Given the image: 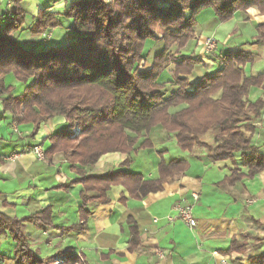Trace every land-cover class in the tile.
I'll return each instance as SVG.
<instances>
[{
	"label": "trees",
	"instance_id": "obj_1",
	"mask_svg": "<svg viewBox=\"0 0 264 264\" xmlns=\"http://www.w3.org/2000/svg\"><path fill=\"white\" fill-rule=\"evenodd\" d=\"M250 7L264 14V0H75L60 14L43 8L35 15L28 29L33 35L58 26L60 18L71 20L72 41L48 48L37 44L24 47L11 36L25 21L19 1L9 16L0 15V76L12 74L24 84L23 91L14 96L12 87L0 83L3 111L10 112L17 124L31 123V138L45 119L61 115L67 121L51 134L44 155L62 151L72 170L81 176L77 182L82 184V223L70 229L83 228L89 215L88 201L108 202L106 193L112 185H122L130 196L141 198L187 170V161L180 158H160L156 178L123 169L130 163L138 136L157 124L183 150L202 145L201 137L212 133L216 145L207 157L231 161L229 183L264 169V156L252 142L255 128L251 123L264 106V94L254 101L248 99L251 87H264V73L247 75L244 69L254 61L253 54L240 48L221 52L215 59L217 68L192 85L188 75L202 61L170 50L174 44L183 47L192 38V27L203 9L210 8L224 22ZM256 28L253 43H262L264 23ZM148 40L162 41L163 46L151 66L139 71ZM170 64L168 83L172 88L167 81H160ZM74 127L79 132L69 135ZM116 151L128 155L122 168L101 176L86 175L85 166ZM51 218L49 207L24 218H10L0 211V234L8 235L14 243L13 264H48L28 245L22 224H51ZM128 222L130 248H134L139 243L138 230L134 221ZM244 247L232 239L227 250L244 253ZM64 254V264H73L76 255ZM250 263L264 264V251L250 257Z\"/></svg>",
	"mask_w": 264,
	"mask_h": 264
},
{
	"label": "crops",
	"instance_id": "obj_2",
	"mask_svg": "<svg viewBox=\"0 0 264 264\" xmlns=\"http://www.w3.org/2000/svg\"><path fill=\"white\" fill-rule=\"evenodd\" d=\"M73 1L21 0L19 4L26 12L25 21L19 30L11 33L12 37L24 47L33 45L36 41L28 29L38 10L47 8L61 13ZM2 13L0 5V15ZM258 14L251 7L237 11L232 18L237 23L252 19H256L258 24L264 23V15ZM214 18L210 8L203 9L196 17L194 33L204 35L205 22ZM257 33L255 28V37ZM50 36V30L41 35L45 41ZM254 40L251 44L237 46L227 45L229 39H225L222 47L217 44V48L222 52L237 48L251 52L254 61L246 64L244 69L247 75H257L264 73V67H252L264 58V53L260 52L264 42L253 43ZM192 47L193 40H190L180 54L190 55ZM203 69L205 72L190 80L192 85L204 73L214 70L205 66ZM163 77L167 82L171 80L168 71H164ZM3 80L11 84L13 78L8 75ZM263 94L264 87H251L248 99L254 101ZM63 122L61 116L49 118L30 138V123L17 124L15 132L11 127L10 114L0 110V211L10 218H24L41 209L51 208V224L36 221L22 224L28 245L42 260L49 262L56 255L71 252L80 255L83 264H251L250 257L264 251V244L254 242L247 245L244 253L227 250L232 239H264V169L253 177L229 183L226 178L232 168L231 161L210 160L206 149H176L175 156H170L168 149H134L130 153V163L123 168L126 171L156 178L160 158L166 161L185 159L187 170L163 183L160 190L141 198L130 196L122 185H112L106 193L108 202L88 201L89 215L83 228L70 229L72 225L82 223L79 212L83 203L79 196L82 184L77 182L81 176L72 170L61 152L39 159L31 151L39 140H43L46 148L49 145L47 137ZM251 123L255 128L252 142L264 156V106ZM156 132L164 131L154 127L152 134ZM162 134L164 138H174L165 132ZM127 156L118 151L107 152L94 164L84 167L86 175L101 176L110 170L120 169ZM145 160L149 162L148 166L141 169L140 162ZM242 171L245 173L246 168ZM176 202L193 205L194 227L177 218L173 221L167 219L174 214L172 207ZM128 219L135 222L138 230L139 243L134 248H130L132 236ZM13 247L12 239L0 234V264H13ZM4 250L10 253L5 255ZM222 259L226 263H221Z\"/></svg>",
	"mask_w": 264,
	"mask_h": 264
},
{
	"label": "rangeland",
	"instance_id": "obj_3",
	"mask_svg": "<svg viewBox=\"0 0 264 264\" xmlns=\"http://www.w3.org/2000/svg\"><path fill=\"white\" fill-rule=\"evenodd\" d=\"M16 1H19V3H20L21 0H14L13 8L16 5ZM0 5L3 7V10H4L5 5L3 3H1V2H0ZM13 8L11 10H13ZM207 10H209V9H207ZM58 14H60V13H58ZM262 15H264V14H262ZM25 16H26V12H25ZM4 17H5V15H4ZM70 24H71V20L66 19V18H60V24L58 26H56L54 28H51V29H47V30H50V33H51V36H50V38L47 39V41H45L46 39L44 40V38L41 37V35L43 36V34L47 30L44 31L41 34H34L33 35V34L30 33L29 35H32L33 39H35L36 42L33 41L34 44H37L40 47L43 46L44 48H48V47H53V46H66L72 41V39L70 38L72 32L69 30ZM257 24L258 23H257L256 19H252L251 21L245 22V23H243V22L242 23H237V22L233 21V18H231V19H229L227 21H224V22H220L217 18H214V20H212V21H206L205 22V24H204V28H205L204 29V35H200V34L194 33V26H195L194 25L192 27V38L188 40V42L190 40H193V47H192L193 50H192V53L190 55L194 56V57H198L202 61V63L196 65L193 68L191 74L188 75L189 81L190 80L193 81V79L196 76H198L199 73L205 72L206 69H203L204 66L206 68H210L209 70H213L217 66V62H216L217 60H215V59H217L219 54L222 52L221 50H219L217 48V44H218L219 47H222V44H224L223 41L225 39L226 40L229 39L227 45L235 44L237 46H242V45H247V44L251 43L254 40V38H255V28H256ZM210 33H213V35H208ZM207 36L212 37L216 41V48L210 53L202 54V47L199 44ZM185 45L183 47H181V48H178L177 45L174 44V45L171 46L170 50H171L172 53H175V54L177 52L180 53V50H182L185 47ZM162 46H163L162 45V41H150V40H148L146 42L145 48L143 50L144 51L143 52V57H144L145 60L140 63L139 71H143V70H145V69H147V68H149L151 66V62H152V59H153L154 55L162 49ZM261 51L264 53V48L261 49L260 52ZM212 65H216V66L213 67ZM172 67L173 66L170 64L166 68L165 71L166 72L168 71L170 73V70L172 69ZM263 67H264V58H261L259 61L254 63L252 68L253 69L254 68L255 69H257V68L262 69ZM8 75L13 78V81L11 82V84L8 83L7 80L6 81L3 80ZM170 77H171V73H170ZM0 80H1L0 83H2L5 87H7L8 85L10 87H12L11 94L14 95V96L19 95L23 91L24 84L18 82L14 78V76L12 74H7L5 76H0ZM160 81L161 82H165V77H163V79L161 78ZM165 83H166V85H168V88L174 87L173 85H170L168 82H165ZM0 92H1V88H0ZM0 110L2 112H4L2 104H1V109ZM6 113L10 114V117H12L10 112H6ZM55 116H61V115H55ZM55 116H53V117H55ZM19 117H22V114H20ZM61 117H63V116H61ZM50 118H52V117H50ZM45 120H47V119H45ZM45 120H43V121H45ZM40 124H39V126H40ZM65 124H67V121L64 118V122L62 123V126L65 125ZM62 126H60L59 128H61ZM11 127H12V129L15 132H17V123L14 121V119L12 120ZM154 127L160 128V130L164 131L167 135L172 136L170 133L166 132L164 130V128H162V126L160 124H157ZM152 129L149 132L141 133L138 136V141L134 145V148H136V149H168V154L170 156H175L176 152L174 153V151L176 149H182V148H180L177 145L176 140L174 138H168V137L164 138V135L162 134L164 132H162V133L156 132V133L152 134ZM55 130H57V129H55ZM55 130L52 131L50 133V135L47 137L48 142H49V137L51 136V134L53 132H55ZM78 132H79V129L77 127H74V128L69 130V135H73V134H76ZM28 136H29V134H28ZM161 137H163L164 139H160ZM149 141L151 142V144L148 147L146 145L149 144ZM141 142H144V144L140 145V147H139V144ZM201 142H202V145L194 147V148L195 149H206L207 152H209V151L211 152L212 149L216 145V143L213 142V134L210 133V132L205 134L203 137H201ZM49 144H50V142H49ZM34 145L40 146L42 148V151H43V158L42 159L46 158V156L44 155V151H45L44 149L45 148L43 146V140H39ZM33 146L31 147V149L33 148ZM57 152H61L62 153V151H57ZM62 156L64 157L63 153H62ZM147 163H149V162H147L146 160L140 162V164H141L140 168L141 169H143V167L146 168L148 166ZM238 242L241 243V244L243 243L244 246H245L244 248L247 249V245L250 244L251 242H254L255 244H264V239H256V238L248 237L246 240L243 239V240H240ZM2 252L5 255H8L10 253V251L8 252L7 250H4ZM61 256L66 258L65 254H62ZM51 261H52V259L48 262V264H50Z\"/></svg>",
	"mask_w": 264,
	"mask_h": 264
},
{
	"label": "built area",
	"instance_id": "obj_4",
	"mask_svg": "<svg viewBox=\"0 0 264 264\" xmlns=\"http://www.w3.org/2000/svg\"><path fill=\"white\" fill-rule=\"evenodd\" d=\"M0 2L5 5L3 13H6L5 16H9V11L13 8L14 0H0ZM199 45L202 47V54H207L212 52L216 48V41L212 37L207 36L203 39V41ZM31 151L39 159L43 158V151L40 146L34 145ZM193 198H196V196L193 195ZM192 208H193L192 204L184 203V202H176L172 207L174 214L169 215L167 219L173 221L174 219L177 218L183 221L184 223H186L189 227H194L196 222L193 217ZM65 261H66L65 257L61 255H56L55 257L52 258L50 264H63ZM221 263H226V261L222 259ZM73 264H83L82 257L77 254Z\"/></svg>",
	"mask_w": 264,
	"mask_h": 264
}]
</instances>
